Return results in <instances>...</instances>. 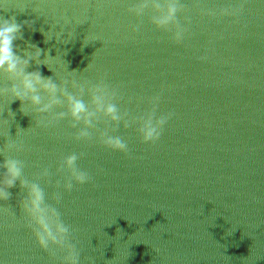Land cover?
I'll use <instances>...</instances> for the list:
<instances>
[{
    "label": "water",
    "instance_id": "water-1",
    "mask_svg": "<svg viewBox=\"0 0 264 264\" xmlns=\"http://www.w3.org/2000/svg\"><path fill=\"white\" fill-rule=\"evenodd\" d=\"M11 17L18 54L51 55L27 71L87 111L0 94V264H264V0H0ZM32 185L64 244L41 245Z\"/></svg>",
    "mask_w": 264,
    "mask_h": 264
},
{
    "label": "clouds",
    "instance_id": "clouds-1",
    "mask_svg": "<svg viewBox=\"0 0 264 264\" xmlns=\"http://www.w3.org/2000/svg\"><path fill=\"white\" fill-rule=\"evenodd\" d=\"M135 11L139 15L142 9L130 10ZM175 15V8H169L167 15L158 22H167ZM23 25L16 22L15 17L9 19L0 20V72H6L8 78L12 81L11 86L7 88H0V94L8 93L13 97V100L19 99L21 101L22 111H24V105H31L34 111L38 114H44L50 112L56 105L63 103L66 99L69 110L72 116L79 120L81 119V113H85L87 110L82 101L76 98L71 92L68 91V81H64L62 84L56 83L52 77H45L41 74L39 69L34 71H27L31 62H35L37 65L47 64V59L51 57L49 53L44 52L40 47L29 44L26 49L23 50V55L18 54L15 50L14 41L18 38H22ZM43 53V59H41ZM71 87L77 88L79 85L73 80L71 81ZM63 98V99H62ZM109 112H114L113 107L108 108ZM14 117V113H11ZM57 115L63 116L64 113H58ZM116 118L115 116L113 117ZM152 131H155L153 129ZM152 132H149L151 136ZM111 142V138H109ZM116 144L119 147H124L117 140ZM76 157H69L68 163L71 164L75 161ZM5 168L8 175L6 181L7 187L12 188L15 186L17 179L21 175V169L19 162L16 160H9L5 162ZM83 181L84 177L79 175L77 177ZM5 181L0 179V198H4L9 195L5 191ZM43 196L37 185H32L29 199L25 202L24 207L33 214L39 213L38 222L42 225L44 231L39 234L41 245L48 246L49 241L55 244H64L66 241L67 228L62 225L59 226L57 232H53L47 225L44 210L40 207V202ZM73 264L76 261L73 260Z\"/></svg>",
    "mask_w": 264,
    "mask_h": 264
}]
</instances>
